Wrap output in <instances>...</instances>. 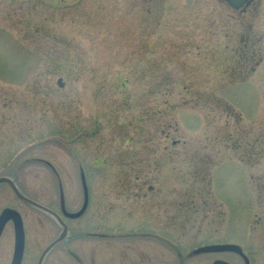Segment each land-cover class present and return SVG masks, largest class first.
Wrapping results in <instances>:
<instances>
[{
	"label": "rangeland",
	"instance_id": "obj_1",
	"mask_svg": "<svg viewBox=\"0 0 264 264\" xmlns=\"http://www.w3.org/2000/svg\"><path fill=\"white\" fill-rule=\"evenodd\" d=\"M13 167L46 208L61 186L70 213L85 176L57 264H180L215 244L264 264V0H0V175ZM0 208L33 207L2 185Z\"/></svg>",
	"mask_w": 264,
	"mask_h": 264
},
{
	"label": "flooded vegetation",
	"instance_id": "obj_2",
	"mask_svg": "<svg viewBox=\"0 0 264 264\" xmlns=\"http://www.w3.org/2000/svg\"><path fill=\"white\" fill-rule=\"evenodd\" d=\"M1 178L10 180L13 183V185L8 182H4L0 184V187L2 185H6L10 189V191L19 198V196L16 194L14 189L15 185L16 187H18L15 179V167L12 168V172L7 173L6 175H0V179ZM60 190H61V186H60ZM21 200L26 204L32 206L33 208H25L26 210L22 208H0V229H1L0 230V264H16L17 261L15 212L18 213L22 221L24 234H25L23 253L19 264H57L56 259L55 262H53V257L56 256L55 254H53V251L56 250L57 248H60L66 242L68 236L62 241H58L59 237H56L53 240H49L48 242L47 241L45 242V238L41 237L40 235H42V232L44 236L49 235L53 223L56 224L61 229L62 232L63 228L61 223L66 224V221L68 220L64 215V211H67V209L63 208L64 204H62L61 192L59 197V208H46V207L41 208L23 199ZM27 223L29 224V227L33 231V236L30 238L27 237V228H26ZM194 251L186 254L187 255L186 258H182V259L178 258L181 262L180 264H190V261L192 260L191 259L192 256H199V255L204 256L205 254L206 255L219 254V253H203V254L195 255L193 253ZM176 255L177 257H179V253ZM60 258L61 257H59L58 259ZM240 258L244 262L243 258L242 257Z\"/></svg>",
	"mask_w": 264,
	"mask_h": 264
},
{
	"label": "water",
	"instance_id": "obj_3",
	"mask_svg": "<svg viewBox=\"0 0 264 264\" xmlns=\"http://www.w3.org/2000/svg\"><path fill=\"white\" fill-rule=\"evenodd\" d=\"M226 3L229 4V6H231L234 9H240L242 8L244 5H246L247 3H249L251 0H224ZM59 83L61 84V82L59 81ZM81 181H82V187H83V193H84V203L83 206L81 208V210L77 213H69L67 211H64V215L66 218L71 219V220H76L79 219L80 217H82L88 207V203H89V194H88V188H87V184H86V180H85V176L82 174L81 177ZM4 182H8L10 184L13 185V183L5 178H1L0 179V184L4 183ZM16 194L19 196V198L28 201L29 203H32L31 201H29L27 198H25L17 189V187H14ZM61 198H62V204H64V196H63V192L61 189ZM33 204V203H32ZM36 206L41 207L39 205L36 204ZM63 206V205H62ZM64 208V207H63ZM15 233H16V246H17V252H16V264H19L21 257H22V253H23V247H24V238H25V234H24V228H23V224L22 221L18 215L17 212H15ZM62 227H63V231L58 239V241H62L67 237V233H68V228L66 226V224L61 223ZM1 230V229H0ZM221 252H229V253H235L240 255L241 257H243L245 264H249V260L248 258L243 254L242 249L239 246L236 245H214V246H208V247H204V248H200L198 250H196L194 252L195 255L198 254H203V253H221ZM213 264H230L228 262L225 261H221V260H217L215 261Z\"/></svg>",
	"mask_w": 264,
	"mask_h": 264
}]
</instances>
